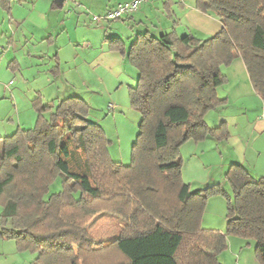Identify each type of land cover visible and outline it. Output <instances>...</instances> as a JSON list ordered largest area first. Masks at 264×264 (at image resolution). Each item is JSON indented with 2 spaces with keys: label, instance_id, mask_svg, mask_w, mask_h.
I'll use <instances>...</instances> for the list:
<instances>
[{
  "label": "trees",
  "instance_id": "1",
  "mask_svg": "<svg viewBox=\"0 0 264 264\" xmlns=\"http://www.w3.org/2000/svg\"><path fill=\"white\" fill-rule=\"evenodd\" d=\"M11 2L0 0L9 16ZM195 7L214 11L221 31L204 41L144 33L127 49L119 38L104 40L138 72L128 92L140 115L128 165L110 160L109 141L78 97L42 104L37 96L34 126L2 139L0 239L35 253L32 264H220L230 236L252 240L264 264V178L232 164L225 173L232 197L221 184L192 191L181 180L179 153L189 141L229 138L225 124L204 120L226 103L217 97L227 82L222 66L240 58L264 100V0H195ZM164 8L170 14L169 1ZM57 179L60 190L51 193ZM217 195L227 199L225 233L201 228L206 202ZM103 213L126 225L96 249L85 230Z\"/></svg>",
  "mask_w": 264,
  "mask_h": 264
},
{
  "label": "crops",
  "instance_id": "2",
  "mask_svg": "<svg viewBox=\"0 0 264 264\" xmlns=\"http://www.w3.org/2000/svg\"><path fill=\"white\" fill-rule=\"evenodd\" d=\"M53 1L12 0L10 16L0 9V45L7 44L6 39L10 44L6 46L4 53L0 52V59L8 57L10 64L16 61L19 67L18 59L24 54L32 60L52 55L60 61L71 56L69 59L76 63V67L83 68V76H80L83 78L80 82L83 86L103 82L98 77L91 79L86 76L98 69L111 75L115 82L124 80L129 88L136 85L138 72L122 55L108 49L104 43L105 38H119L127 49L135 36L144 33L158 37L174 31L178 37L189 35L198 41H204L222 29L216 13L212 10L206 14L199 12L195 7V0H143L136 13L122 18L121 22L130 30V34L123 40L114 30L118 23L108 19L107 15L118 3L133 0H56L60 5L55 8L52 7ZM167 1L170 3V14L164 8ZM23 43L25 46L19 47L18 44L21 46ZM34 44H41L43 47H36ZM17 51L20 52L19 56H14ZM11 68L15 69L14 66ZM18 72L24 80L21 71ZM221 73L227 82L217 89V97L226 103L208 112L205 117L208 118L206 124L210 128L225 124L229 138L221 142L207 138L212 143L210 147L206 145V141L196 144L194 153L202 145V154H205L206 148L218 154L223 173L230 165L239 164L253 177L264 178V100L254 93L240 58L221 69ZM46 82L52 84L53 81L47 79ZM69 85L73 83L67 84ZM5 93L4 89L0 90V95ZM73 93L74 90L71 89L67 95L78 97ZM65 98L68 97L61 100ZM11 134H4L3 137ZM187 144L188 142L181 149ZM257 165L261 167V174H256ZM204 183L195 188L192 184L188 185L194 191L212 182ZM112 219L116 225H126L118 218ZM203 220L202 218L201 224H204ZM205 227L206 230H215L209 224H205ZM243 252L242 249L239 252V264H259L254 251H246V255Z\"/></svg>",
  "mask_w": 264,
  "mask_h": 264
},
{
  "label": "rangeland",
  "instance_id": "3",
  "mask_svg": "<svg viewBox=\"0 0 264 264\" xmlns=\"http://www.w3.org/2000/svg\"><path fill=\"white\" fill-rule=\"evenodd\" d=\"M121 21L122 19L113 21L118 23L115 25L114 30L125 40V36L130 34V30L125 28V24ZM5 41L7 44L0 45L2 49H0V52L3 53L6 46H10L8 39ZM18 45L22 47L25 46V43L21 46ZM34 45L43 47L40 46L41 44ZM19 54L20 52L17 51L14 56H19ZM42 57V59L32 60L28 58L27 54H24L18 59L20 68L17 66L16 61H12L10 64L8 57L0 59V90L4 89L6 92L5 95H0V151L4 134H11V130L15 132L17 126H20V129H28L34 126L36 113L32 108V101L37 96H39L42 104L58 103L62 98L69 97L67 94L72 89L74 90L73 94L83 98L87 104L88 120L96 123L104 137L109 141L107 148L110 160L124 166L128 165L131 160V148L138 134L140 115L130 108L129 87L125 85V81L121 78L122 81L115 82L111 75L104 72L103 69H98L92 71V74L87 73L86 76L91 79L98 77L103 82L83 86L80 84L81 79H83L80 77L83 76V68L76 67V63L69 59L71 56L60 61L55 60L52 55ZM11 66H14L15 69H12ZM224 68L225 66L221 67V69ZM18 71H21L24 80L19 76ZM34 79H36V83ZM47 79L50 82L53 81L52 84H48ZM69 83H73V85L67 86ZM110 106L113 109H110ZM207 119H205V122H207ZM205 141L206 145L210 147L212 143L209 139H205L201 142L189 141L187 146L180 148L181 180L185 184H192L194 188L202 183L205 184L206 181L212 182L209 185L221 184L232 197L230 186L225 182L226 172H222V162L218 154L209 151L208 148H206L205 154H202V145L194 153L195 145ZM256 168V174H261V167L257 165ZM196 181L200 183H196ZM59 182V179H57L50 188L51 193L60 190ZM226 208L227 199L225 197L218 195L209 197L202 214L204 224H201V228L205 229V224H209L216 231L225 233ZM1 210L0 206V214ZM110 217L117 219L115 216L103 213L93 217L86 226V234L93 240L96 249L111 245L125 227L116 225ZM254 246L252 240L227 237V248L218 255V262L220 264H239L238 255L240 250L242 249L245 254L246 251H254ZM35 258L36 254L30 251H17L13 241L0 239V264H32ZM247 264L249 263L247 262Z\"/></svg>",
  "mask_w": 264,
  "mask_h": 264
},
{
  "label": "built area",
  "instance_id": "4",
  "mask_svg": "<svg viewBox=\"0 0 264 264\" xmlns=\"http://www.w3.org/2000/svg\"><path fill=\"white\" fill-rule=\"evenodd\" d=\"M142 2L143 0H133L127 3H118L114 9L108 13L107 18L114 21L132 15L138 11ZM110 109H113L112 106H110Z\"/></svg>",
  "mask_w": 264,
  "mask_h": 264
}]
</instances>
